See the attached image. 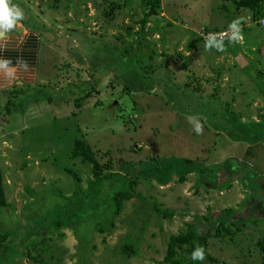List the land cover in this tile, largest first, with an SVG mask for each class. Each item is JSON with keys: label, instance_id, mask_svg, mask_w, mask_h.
Returning <instances> with one entry per match:
<instances>
[{"label": "rangeland", "instance_id": "rangeland-1", "mask_svg": "<svg viewBox=\"0 0 264 264\" xmlns=\"http://www.w3.org/2000/svg\"><path fill=\"white\" fill-rule=\"evenodd\" d=\"M232 1L11 0L41 37V61L29 83L0 96V231L14 232L0 264H193L187 250L165 261L171 235L194 223L212 236L223 220L236 228L208 239L203 264H261L264 31ZM207 31L243 41H208ZM76 139L124 180L138 177L145 213L133 199L103 220L95 209L104 213L123 178L99 186L103 201L86 198L96 195L93 175L70 157ZM162 164L167 184L146 183L144 172Z\"/></svg>", "mask_w": 264, "mask_h": 264}, {"label": "trees", "instance_id": "trees-1", "mask_svg": "<svg viewBox=\"0 0 264 264\" xmlns=\"http://www.w3.org/2000/svg\"><path fill=\"white\" fill-rule=\"evenodd\" d=\"M223 1H229V0H223ZM232 2L238 11L242 10L244 12H248V14L251 15L253 18V21H254L253 25H255L257 28H261L264 31V27L259 23L261 20L264 19V0H233ZM155 14H156V12L154 10H150L149 12H145L144 17L141 21V24L143 26H145L149 17L152 15H155ZM207 32L210 33L211 31H207ZM235 33H237V32H235ZM237 35L239 36L238 33H237ZM208 41L214 42L216 40L208 39ZM208 41H204V42H208ZM226 42H227V44H229V43L235 44L236 43L235 41H230V40H228ZM261 52L262 51H259V53H261ZM12 93H13L12 91L7 92V96L10 97L12 95ZM77 102H78L77 106H79V104H81L83 101L79 100ZM12 105H13V103L11 101L7 102L6 106L4 107V110H6L5 115L11 114L13 112L14 109H13ZM70 157L72 160H80L83 164L91 167V173L93 175V181L91 183V186H92V188L93 187L95 188V190H93V192L96 193V195L91 196L90 194H84V196H86V198H88V199L89 198L94 199L96 202L98 200H102L99 196L100 193L102 192V189L99 186H101L105 181H110L109 183H111V185H112V183H115L117 181L118 177L123 178V182L121 183L122 188L118 187L119 189L117 188V189L113 190L112 192H110L109 195L107 196V199L109 198V200H106V201L102 200L104 203H107L109 205L105 209L104 213L95 209L96 211H98L97 213L103 218V220H108L110 216L115 217V218L121 216L124 209H125V204L127 202L133 200V199L140 200L143 204V209H142V211H139V212L145 213L148 210L147 209V198L144 197L145 193L139 192V190L137 188L138 177L134 176L132 178L133 174H129V175H126L125 180H124V177L121 174L113 171V163L111 161H108V162L102 164L97 159V156L94 153L93 149H91V147L88 146V144L85 142V140L76 139L74 141V145H73V149L71 151ZM155 159H157V157ZM162 165H163V170L161 173H156L151 168L148 172H144V174L142 175L144 181L146 183H148V182H151L153 179H155L159 183V186H161V187L165 186L167 184V180H168L167 175L168 174L171 175V174L168 173L169 170L166 167H164V164H162ZM66 173L69 176H72L74 178V182H75L76 186H80L82 179L75 172L71 171L70 169H67ZM121 185H120V187H121ZM156 190L158 192L161 191V190L159 191V187H156ZM157 191H155V193H157ZM74 195L77 196L78 191H75ZM6 207H8V204H7V199H6L5 190H4L3 175H2V171L0 169V214L2 213V211ZM154 209L164 219L171 220V218H172V216L170 214L171 212H168V211L162 212L160 210L159 206H157V204H155ZM222 209L225 210L224 208H222ZM225 214H227V213H225ZM206 220L209 221V218L207 217ZM102 222H105V221H102ZM257 222L258 221H256V223ZM225 223H226V226L228 225L227 221L223 220L220 223V227L217 229V231L214 235H212V236L207 235L205 237L199 235L196 224L187 223L186 230L179 232L177 235H171V237L169 238L168 243H167V251H166L165 261L166 262L172 261L175 263V257L178 255V253L180 251H186L187 250V252L192 254V252L197 247H200L203 249L204 259H206V250H207L208 239L213 237V236L217 239H221V236L223 235V233L230 232V230H232V228L233 229L236 228L234 226L225 227V225H224ZM50 224H51L50 221L49 222H44L43 220L41 221L42 227H46V225H50ZM59 226H60L59 222L53 223L54 228L59 229L58 228ZM144 226H145V224L142 225V228H144ZM98 229H102V228L98 227ZM96 230H97V228H96ZM13 234H14V232L9 231V230H4L3 232L0 231V260L3 259L7 255L8 250H9L8 246L10 243L11 236ZM23 234L26 237L24 231H23ZM257 246L260 250V253L262 254L261 264H264V237H262L258 240ZM184 247H188V249H184ZM126 248H128V247H126ZM130 253H132V252H128V253L125 252L124 255H126L127 258L129 259V258H131ZM208 259L211 262H217L215 259H212L211 257H208ZM203 262H204V260L203 261L196 260V262L193 264H203Z\"/></svg>", "mask_w": 264, "mask_h": 264}, {"label": "crops", "instance_id": "crops-1", "mask_svg": "<svg viewBox=\"0 0 264 264\" xmlns=\"http://www.w3.org/2000/svg\"><path fill=\"white\" fill-rule=\"evenodd\" d=\"M231 51L236 52V48ZM40 55L41 37L24 28L20 22L12 30H0V96L13 92L16 85L29 83L28 80H31L33 71H37V65L41 61ZM235 142L238 143V139L233 141ZM241 166L238 165V170L241 168L239 172L243 168ZM246 166L250 165L247 163Z\"/></svg>", "mask_w": 264, "mask_h": 264}, {"label": "clouds", "instance_id": "clouds-1", "mask_svg": "<svg viewBox=\"0 0 264 264\" xmlns=\"http://www.w3.org/2000/svg\"><path fill=\"white\" fill-rule=\"evenodd\" d=\"M24 19V13L23 11L15 4L11 3V0H0V30L2 31H9L14 29L19 21H22ZM260 23V22H259ZM235 33V31H233ZM237 38L234 40L227 39L225 41L216 40L218 42H226L228 40L235 41L236 43H240L243 41V36L237 35L235 33ZM227 43V42H226ZM190 120L192 118H189ZM195 130L197 133L200 131L199 125H196ZM191 258L193 260H204V254L203 249L200 247H197L191 254Z\"/></svg>", "mask_w": 264, "mask_h": 264}, {"label": "built area", "instance_id": "built-area-1", "mask_svg": "<svg viewBox=\"0 0 264 264\" xmlns=\"http://www.w3.org/2000/svg\"><path fill=\"white\" fill-rule=\"evenodd\" d=\"M260 24L264 27V19L260 21ZM203 34H204V38H206V39L220 40V41H225L227 39L234 40L237 38V36L234 32H227V33L222 34V35L217 36V37H214L215 34H213L214 36L210 35L211 33H203Z\"/></svg>", "mask_w": 264, "mask_h": 264}]
</instances>
